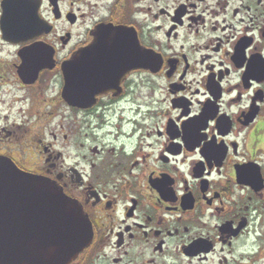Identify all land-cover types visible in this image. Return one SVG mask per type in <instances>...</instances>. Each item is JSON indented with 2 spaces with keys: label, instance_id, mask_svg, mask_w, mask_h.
Listing matches in <instances>:
<instances>
[{
  "label": "flooded vegetation",
  "instance_id": "af4514ba",
  "mask_svg": "<svg viewBox=\"0 0 264 264\" xmlns=\"http://www.w3.org/2000/svg\"><path fill=\"white\" fill-rule=\"evenodd\" d=\"M0 157L71 264H264V0H0Z\"/></svg>",
  "mask_w": 264,
  "mask_h": 264
},
{
  "label": "water",
  "instance_id": "95a60500",
  "mask_svg": "<svg viewBox=\"0 0 264 264\" xmlns=\"http://www.w3.org/2000/svg\"><path fill=\"white\" fill-rule=\"evenodd\" d=\"M90 236L60 190L0 157V264H71Z\"/></svg>",
  "mask_w": 264,
  "mask_h": 264
}]
</instances>
